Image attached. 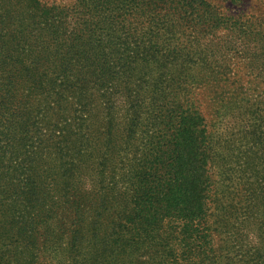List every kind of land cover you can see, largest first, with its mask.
<instances>
[{"label":"trees","instance_id":"trees-1","mask_svg":"<svg viewBox=\"0 0 264 264\" xmlns=\"http://www.w3.org/2000/svg\"><path fill=\"white\" fill-rule=\"evenodd\" d=\"M70 1L0 0V264H264V0Z\"/></svg>","mask_w":264,"mask_h":264},{"label":"rangeland","instance_id":"rangeland-1","mask_svg":"<svg viewBox=\"0 0 264 264\" xmlns=\"http://www.w3.org/2000/svg\"><path fill=\"white\" fill-rule=\"evenodd\" d=\"M43 1H49V2H57V1H60V0H43ZM62 1H65L67 3L71 2L70 0H62ZM255 3L256 1L253 0ZM212 2L216 5H220L222 6V9L225 13L227 14H230L234 11V7L230 6L228 0H212ZM227 11V12H226ZM202 98V96H201ZM203 106H204V109H205V112H206V115L208 116V118L211 117V115L209 114V103L205 100L204 98V102H203ZM55 260L53 259V255L52 254H41L40 256V259H39V263L40 264H55Z\"/></svg>","mask_w":264,"mask_h":264}]
</instances>
